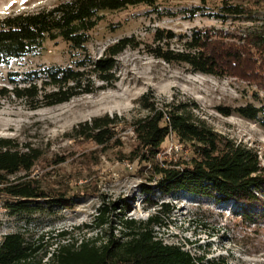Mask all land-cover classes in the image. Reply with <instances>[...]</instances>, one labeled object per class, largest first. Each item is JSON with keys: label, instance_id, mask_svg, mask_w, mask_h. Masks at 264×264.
<instances>
[{"label": "rangeland", "instance_id": "obj_1", "mask_svg": "<svg viewBox=\"0 0 264 264\" xmlns=\"http://www.w3.org/2000/svg\"><path fill=\"white\" fill-rule=\"evenodd\" d=\"M65 0H0V19L18 13L47 10ZM255 4L257 0H249ZM221 0H157L153 7L138 5L121 11L101 13L89 32L86 53L94 60L118 40L133 37L137 49L127 48L116 57L115 82L108 88L71 99L62 105L30 111L13 97H0V138L11 140L20 150L38 151L40 157L23 181L65 199L67 206L39 202L33 214L15 215L5 209L13 199L0 191V242L8 234L20 233L26 242L39 246L34 261L42 264L59 243L122 237L120 220L145 222L160 213L152 234L165 244L178 245L195 257L218 260V264H264V220L261 209L245 207L216 197L197 199L183 193L163 195L156 188L150 168L130 159L136 147L132 122L145 117L140 99L149 95L159 108L184 104L219 135L256 152L264 168V87L246 79L217 78L191 72L183 64H168L146 52L156 30L171 31L176 38L172 49L180 48L179 36L193 30L223 31L226 34L258 27L264 21V0L256 7V22H222L216 14ZM84 52L72 50L61 39L45 40L35 53L0 64V90H9L7 75L39 67H69ZM97 85H100L99 83ZM260 109L257 119L238 116L239 108ZM225 113L230 115L226 116ZM116 120L109 127L112 139L98 145L79 135L93 119ZM159 160H188L192 154L173 136L163 144ZM18 176H24V173ZM13 180L10 178V181ZM149 188L150 196L143 190ZM103 204H126L106 215V224L96 227ZM245 210V211H244ZM258 214L254 220L243 214ZM119 214V215H118ZM252 220V221H251ZM67 233L65 238L57 235ZM46 256V257H45Z\"/></svg>", "mask_w": 264, "mask_h": 264}, {"label": "trees", "instance_id": "obj_2", "mask_svg": "<svg viewBox=\"0 0 264 264\" xmlns=\"http://www.w3.org/2000/svg\"><path fill=\"white\" fill-rule=\"evenodd\" d=\"M156 1L65 0L51 9L0 19L2 65L37 52L45 40L61 39L72 50L84 52L69 67L44 66L9 73L7 83L11 88L1 89L0 97H13L30 111H35L110 87L115 82L116 57L127 48L137 49L140 43L133 37L120 39L94 60L85 50L89 32L96 27L103 12L138 5L153 7ZM199 1L205 4L209 0ZM254 3L221 0L217 13L211 17L222 22L253 23L258 19L256 7L260 0ZM175 38L171 31L156 30L152 44L145 47L146 52L168 64H183L194 73L246 79L257 87H264V21L261 26L230 34L193 30L188 37L179 36L180 48L172 49L170 43ZM140 105L148 115L131 124L137 145L130 153V159L150 168L153 178H157V191L163 195L183 193L197 199L216 197L217 200L233 201L261 209L260 217L264 220V168L255 151L216 133L192 113L194 106L188 110L184 104H167L159 108L154 100L149 102L148 94L142 96ZM260 111L246 106L236 113L254 121ZM115 123L116 120L108 117L96 118L84 125L79 135L104 145L112 139L109 127ZM171 136L191 152L188 160H175L174 151L173 159H158L166 150L163 144ZM39 157L35 149L20 150L11 140L0 138V191L14 200L4 204L10 213L33 214L39 202L67 206L64 197L54 196L23 181ZM21 173L24 176H18ZM149 190H143L146 196L151 195ZM116 207V204H103L98 209L96 227L106 224V215L110 211L119 210L117 213L123 216L127 205ZM167 207L162 204L163 210L145 222L137 223L123 216L119 222L123 231L121 238L110 235L103 242L94 238L79 243H59L44 264H218L216 259L202 263L203 257H195L181 246L165 244L152 234V227L159 223L158 215L169 213ZM258 215L243 214V217L254 220ZM57 236L65 238L67 233L61 232ZM38 249L39 246L26 242L20 233L5 235L0 242V264H42L41 260L33 259Z\"/></svg>", "mask_w": 264, "mask_h": 264}]
</instances>
